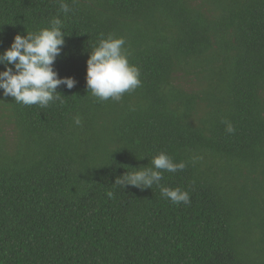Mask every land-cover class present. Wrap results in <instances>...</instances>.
I'll list each match as a JSON object with an SVG mask.
<instances>
[{
	"label": "trees",
	"instance_id": "obj_1",
	"mask_svg": "<svg viewBox=\"0 0 264 264\" xmlns=\"http://www.w3.org/2000/svg\"><path fill=\"white\" fill-rule=\"evenodd\" d=\"M55 17L63 103L0 90V264H264V0H0V53ZM109 34L141 73L119 101L86 84ZM160 152L189 204L114 183Z\"/></svg>",
	"mask_w": 264,
	"mask_h": 264
},
{
	"label": "clouds",
	"instance_id": "obj_2",
	"mask_svg": "<svg viewBox=\"0 0 264 264\" xmlns=\"http://www.w3.org/2000/svg\"><path fill=\"white\" fill-rule=\"evenodd\" d=\"M60 9L64 14L70 11L67 3H61ZM62 28V20L55 17L47 27L35 32L26 31L24 35L17 34L11 46L0 53V65L4 66V70L0 71V90L4 97L11 96L16 103L26 106L47 107L57 100L63 103L58 87L64 85L72 89L77 81L72 77L61 78L54 70L55 61L65 45L66 35ZM124 45L122 37L109 34L106 38L102 37L89 53L86 84L98 100L119 101L124 93L141 85L140 70L129 62ZM73 121L77 126L81 124L79 114L73 117ZM226 125V131L232 133L234 128L231 123L226 122ZM185 167V162H175L167 153L160 152L151 159L150 166L131 167L132 171L117 176L114 183L123 188L132 186L142 190L155 184L172 203L189 204L190 195L186 190L160 184L163 172L174 173Z\"/></svg>",
	"mask_w": 264,
	"mask_h": 264
}]
</instances>
